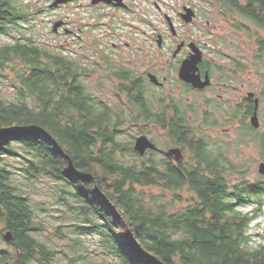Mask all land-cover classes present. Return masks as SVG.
<instances>
[{
	"label": "trees",
	"instance_id": "1",
	"mask_svg": "<svg viewBox=\"0 0 264 264\" xmlns=\"http://www.w3.org/2000/svg\"><path fill=\"white\" fill-rule=\"evenodd\" d=\"M208 5L254 41V66L264 69V0ZM26 8L23 0H0V35L12 37L29 23ZM22 36L0 43V77H15L12 92L0 86V130L6 132L0 134V239L12 234V252L0 248V264H264V242L255 245L250 232L263 213L264 176L248 180L246 169L226 156L252 137L264 160V135L242 123L234 142L216 146L208 126L199 135L190 131L188 106L177 105L174 117L165 122L159 114L158 124L193 153V164L154 151L141 157L120 114L88 91L82 79L90 70L82 60ZM235 62L246 69L242 58ZM122 91L129 123L155 121L142 86ZM8 158L21 161L19 174ZM15 175L32 185L48 181V199L36 201L29 193L34 186L24 192ZM184 190L191 199L177 209ZM247 206L251 211L243 212ZM48 227L53 231L42 240ZM88 236H97L95 256Z\"/></svg>",
	"mask_w": 264,
	"mask_h": 264
},
{
	"label": "rangeland",
	"instance_id": "2",
	"mask_svg": "<svg viewBox=\"0 0 264 264\" xmlns=\"http://www.w3.org/2000/svg\"><path fill=\"white\" fill-rule=\"evenodd\" d=\"M53 1L23 0L27 4L29 23L23 24L22 29L19 28V32H14L12 37L0 35V43L14 42L15 39L23 38L22 34H24L36 44L51 48L67 57L81 59L82 63L90 70L82 79L85 86L96 100L105 102L117 114H120V121L123 122L126 134H133L134 137L140 134L146 135L164 150L170 146H176L171 144L172 140L166 130L152 125V123H147V125L137 122L129 123L130 106L127 98L118 89V81L111 79V76L113 77V73L117 71L114 68L119 67L122 69L131 68L138 74L153 67L156 71L161 72L164 63L171 58L172 51L176 47V44L171 45V42L177 37L178 41H194L201 45L205 42L206 54L219 61H225L229 57L243 59L246 69L241 72L238 83H235L237 86H235L243 88L240 92L242 95L249 90L260 97L258 116L261 125L258 132L259 135H264V69L259 67L258 72L254 66V41L243 32L236 31L223 17L218 7L208 5V0H124L127 5V9L124 11L101 7L92 9L91 0H75L51 8L49 5ZM183 6L196 11V16L187 23L180 17V13L184 12ZM165 16L171 19L173 29L177 32L176 37H173L169 31ZM113 17L117 20L113 21L111 25L110 20ZM63 20H66L67 27L76 32L78 36L68 35L60 29ZM57 22L60 25L56 31H53V26ZM156 34H161L163 37L161 48L157 45L156 38H152ZM94 42L99 45V48L94 45ZM113 44L117 46L114 47ZM184 54L185 52L180 56ZM172 77L175 78V74ZM14 80L15 77L11 72L6 73V78L0 77V86L4 88V93L13 91L10 86ZM174 85L173 83L171 86V89L176 92H174V96H179L178 91L180 90L176 89ZM225 98L231 102L236 101L232 93H229ZM195 122L196 134L199 135L201 126L197 121ZM240 126V122L237 123L235 120L234 122L221 123L216 128H204V130L213 142L223 141L225 143L227 141L234 142L239 137ZM250 138L252 137L243 140V143L238 146L234 145L233 150L226 156L233 164L246 169L245 175L248 180H255L259 175H262L259 173V167L264 163V160L259 155L260 150L255 140ZM191 158L190 154L184 151L182 161L192 164ZM5 162L14 169L16 174L20 173L18 168L21 167V161L8 158ZM15 176L19 181L20 189L24 192L29 191L30 186H34V189L29 193L36 201L48 199L50 195L48 181L42 179L32 185L26 183L23 177ZM237 177L236 174H233L231 181L234 182ZM144 191L162 194L155 188H146ZM178 195L181 196L182 201L176 204L177 209L188 205L191 199L190 193L184 190ZM167 198L171 199L172 195L169 194ZM241 210L248 212L251 211V207H243ZM47 230L43 233L42 240H45L53 231L51 227H48ZM250 232L253 234L255 245L264 242L262 237L264 235V209L263 213L251 222ZM96 237L88 236L85 239L88 251L93 253L92 256L101 252ZM0 248L12 252L3 239H0Z\"/></svg>",
	"mask_w": 264,
	"mask_h": 264
},
{
	"label": "flooded vegetation",
	"instance_id": "3",
	"mask_svg": "<svg viewBox=\"0 0 264 264\" xmlns=\"http://www.w3.org/2000/svg\"><path fill=\"white\" fill-rule=\"evenodd\" d=\"M74 1L75 0H71L69 2ZM121 1L123 6H116V4H114V0L110 4L104 2L92 4L91 0L90 6L92 9L101 7L116 11H124L127 9V5L124 0ZM184 7L185 6H183L182 9ZM193 11L195 17L196 11L194 9ZM182 13L183 12L180 13V17H182ZM115 20H117L115 17L110 20L111 25ZM165 20L172 36L176 37L177 32L174 31V29L172 30L169 24L171 19L168 16H165ZM67 26L68 24L66 20H63V25L60 29L64 30V32L68 35L72 34L73 36H78L76 32H73ZM117 30L120 31L118 28ZM159 36L160 44L158 43ZM112 37L116 38V36L113 35ZM152 38H156L155 41L157 42L159 48L163 46V37L161 34H156V36L153 35ZM191 43H193L201 51V60L198 62L197 70L195 72L199 78V82L202 84L201 88L193 87L191 83L183 81L179 78V69L182 65V62L191 54V48L189 46ZM175 44L176 47L172 51L171 58L167 59V61L164 63L161 72L156 71L155 67H153L151 69H146L142 74H138L131 68L126 67L122 69V67H119L114 68L117 69V71L114 70L115 72L113 73V77L111 76V79L118 81V89L121 92H123L122 89L125 90V87H131L132 85L139 86V88L141 86L143 87L144 98L146 102L152 105V113L155 118V121L152 122V125L162 128L161 125L158 124L160 118L159 114H163L164 118H167L164 119L165 122H167L169 119L174 117L173 110L177 107V105L184 104L188 106V109H186L185 112L187 113L188 123L192 127L190 131H193L195 134L197 133L195 129V121L199 123L201 128L206 126L216 128L217 126H220L221 123H228L230 121L234 122L235 120H237V123L240 122V125L245 123L251 126L250 119L254 114L256 99L258 100L256 115L260 127L261 124L259 120L260 117L258 116V109L261 99L255 94V92L249 90L245 91L244 95L240 94L243 88H237L235 83H238L239 76L241 75L242 71L238 70V66L236 65L234 57H229L225 61H219L217 58L207 55L205 51V42L201 45L200 43L194 41H178V38L176 37L171 42V45ZM94 45L96 47L99 46L96 42H94ZM179 45L181 46L178 49ZM113 46L116 47L117 45L113 44ZM183 52H185V54L180 56V54ZM173 74H175V78L172 77ZM151 76L155 78V82L151 80ZM173 83L175 84V88L180 90L178 91L179 96H174L175 91L171 89ZM229 93L233 94L236 99L235 102H231L228 98H225V96H227ZM123 94L125 95V98H127L128 94H126V92ZM250 94L253 95L250 96ZM258 128L253 127L255 130H258ZM164 130H166L168 134V129ZM149 141L155 145V149L146 150L144 155L141 157H144L149 151H154L156 156L159 158L166 157L173 163H180L183 165L187 164L182 161L184 151H187L190 154V158H194L193 153L189 151V149L183 150L181 146L176 145L173 142L171 144L176 146H170L167 150H164L152 140L149 139ZM210 141L213 142L212 139H210ZM222 143L223 141L215 142V145L220 146ZM175 148L179 149L181 152V157L179 160H175L174 157H169L166 155L168 150ZM215 154L216 153H214V155Z\"/></svg>",
	"mask_w": 264,
	"mask_h": 264
},
{
	"label": "water",
	"instance_id": "4",
	"mask_svg": "<svg viewBox=\"0 0 264 264\" xmlns=\"http://www.w3.org/2000/svg\"><path fill=\"white\" fill-rule=\"evenodd\" d=\"M71 0H54L49 7L54 8L57 7L60 4L67 3ZM113 0H92V4H96L98 2H104L107 4L112 3ZM116 6H123V3L121 0H114ZM184 12L182 13V18L184 19V22H189L193 19L194 17V11L191 8L184 7ZM171 29H173L172 23L169 21ZM60 25V23H55L53 26V31H56L57 27ZM158 43L160 44V36L158 37ZM181 45L178 46V49L180 48ZM191 48V54L190 56L185 59L182 62V65L179 69V78L183 81H186L188 83H191L193 87L196 88H201L202 84L199 82L198 76L195 74L197 70V64L201 60V51L199 50L198 47H196L193 43L190 45ZM153 82H155V78L153 76L150 77ZM253 94H250L252 96ZM257 105H258V100L255 99V108H254V114L250 119V124L254 128L259 127V123L257 120ZM1 133H6L4 130H0ZM155 149V145L152 144L149 139L146 136H138L136 137L133 145V150L138 153L139 156L144 155L146 150H151ZM166 155L169 157H174L175 160H179L181 157V152L179 149H170L166 152ZM67 158V157H66ZM70 167L72 168L71 161L67 158ZM259 173L264 175V163H262L259 167ZM86 177L92 178L90 174H85ZM2 239L6 242L9 243L12 241V234L8 231L2 234ZM3 264H9L8 262H5Z\"/></svg>",
	"mask_w": 264,
	"mask_h": 264
}]
</instances>
